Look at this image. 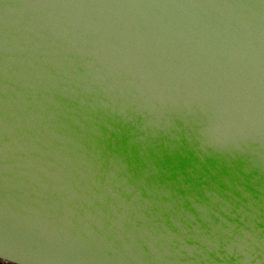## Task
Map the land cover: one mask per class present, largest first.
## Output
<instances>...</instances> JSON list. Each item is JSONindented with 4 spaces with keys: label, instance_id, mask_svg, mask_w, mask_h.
Here are the masks:
<instances>
[{
    "label": "water",
    "instance_id": "1",
    "mask_svg": "<svg viewBox=\"0 0 264 264\" xmlns=\"http://www.w3.org/2000/svg\"><path fill=\"white\" fill-rule=\"evenodd\" d=\"M264 264V0H0V264Z\"/></svg>",
    "mask_w": 264,
    "mask_h": 264
},
{
    "label": "trees",
    "instance_id": "2",
    "mask_svg": "<svg viewBox=\"0 0 264 264\" xmlns=\"http://www.w3.org/2000/svg\"><path fill=\"white\" fill-rule=\"evenodd\" d=\"M4 264H8V263L5 262Z\"/></svg>",
    "mask_w": 264,
    "mask_h": 264
}]
</instances>
